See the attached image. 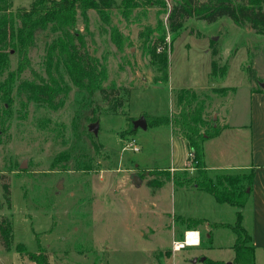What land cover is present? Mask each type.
<instances>
[{
    "label": "rangeland",
    "instance_id": "rangeland-1",
    "mask_svg": "<svg viewBox=\"0 0 264 264\" xmlns=\"http://www.w3.org/2000/svg\"><path fill=\"white\" fill-rule=\"evenodd\" d=\"M32 1L13 0V10ZM114 1L102 11L104 16L93 9L79 12L77 28L91 52L106 63V85L130 90L115 111L108 110L116 101L112 94L88 95L63 69L69 93L57 108L20 97L15 88L13 101L7 103L0 92V221L5 216L12 220L15 244L7 251L0 242V264H39L44 257L49 264H192L198 256L235 257L230 228L216 229L214 243L203 231L199 246L173 251V241L183 235L177 221L181 213L188 214L195 205L210 218L234 223L238 209L225 204L216 211L211 201L193 205V187L149 184L164 180L156 176L158 170L182 164L186 142L167 125L128 129L141 117L176 114L183 89L209 93L211 120L222 126L225 116L231 127L208 145L216 150L232 147L245 160L246 153L250 155L244 127L249 122L250 86L264 84V35L227 16L213 22L189 18L171 32L168 12L181 0ZM56 36L42 34L30 53L32 68L44 77L48 45ZM165 54L167 74L160 60ZM18 58L12 52L1 81L16 72ZM214 61L219 65L216 74ZM22 77L32 78L31 71ZM214 87L231 90L216 94ZM95 122L97 135L89 129ZM132 140L139 151L129 149ZM250 223L247 218L244 226ZM20 243L39 260L18 252ZM258 261L264 264L261 249Z\"/></svg>",
    "mask_w": 264,
    "mask_h": 264
},
{
    "label": "trees",
    "instance_id": "trees-1",
    "mask_svg": "<svg viewBox=\"0 0 264 264\" xmlns=\"http://www.w3.org/2000/svg\"><path fill=\"white\" fill-rule=\"evenodd\" d=\"M12 1L0 0V77L9 69L12 52L19 57L16 72H9L4 81L0 80V92L5 102L13 101L15 88L17 95L35 103L54 108L61 106L69 93L62 69L71 82L88 95L93 97L98 93L103 98H108L112 94L116 101L109 111H115V107L127 101L129 88H118L115 83L106 85L109 80L106 63L91 52L86 37L77 28L79 12L86 14L93 9L104 16L102 11L111 8L115 4L114 0H33L29 7L16 10H13ZM222 16L229 17L238 26H247L257 34L264 35V0H181L168 12L167 22L169 30L176 32L189 18L213 22ZM48 31L57 36L48 45L47 77H44L32 68L30 53L37 46L38 38ZM160 60L163 71L167 74L166 54ZM28 70L31 71L32 78L23 79V74ZM218 70L219 65L214 61L213 74ZM230 90L213 88L212 91L224 94ZM211 98L209 93L198 94L193 89H183L177 96L176 114L171 117H146L148 126H171L173 132L187 142L189 152H193L195 156L193 172L186 169L176 173L158 170L156 176L164 177V180H153L149 184L160 188L166 182H172L178 187H196L212 195L218 203L237 208V221L232 227L236 234L234 263L256 264L253 237L242 224V209L249 199L250 193L247 190L253 186L255 171L250 169L244 173L220 172L215 175L208 171L204 160V143L207 139L218 136L223 129L211 120L208 104ZM94 117L97 120L98 115L95 114ZM128 131H134L133 123ZM8 188L5 187V199L10 208ZM177 221L184 228L180 240L184 239L186 231L196 230L205 223L204 219L184 216H178ZM0 242L7 251L15 246L13 222L6 216L0 221ZM16 249L21 254L39 260V256L29 252L22 243L16 245ZM47 259L44 257L43 261L39 260V264H49ZM204 263L225 264L209 258H205Z\"/></svg>",
    "mask_w": 264,
    "mask_h": 264
},
{
    "label": "crops",
    "instance_id": "crops-1",
    "mask_svg": "<svg viewBox=\"0 0 264 264\" xmlns=\"http://www.w3.org/2000/svg\"><path fill=\"white\" fill-rule=\"evenodd\" d=\"M222 88H229V87H222ZM249 102H250L249 122L248 125L244 127L246 130V136L248 140V150L250 151V155L246 153L245 160H242L243 155L241 153L234 154L232 147L224 146V148H220L216 150L212 146L208 145L210 144V142H215V140H219L220 138H222V136H224V134L228 133L229 130L228 128H230L231 126L227 124V117L224 116L223 119L224 124L221 126L223 128L221 133L216 137L207 139L204 143V160L206 167L211 175H215L216 173H220V172L244 173V172H248L250 169H254L255 176H254L253 186L250 189L249 192L250 196L247 201V204L242 210V224L244 226L246 219L250 218L251 221L250 226L248 228H246L245 226L244 227L251 233L253 237V243L255 246V259H256V264H258L259 249L263 250L264 252V84L261 86L259 85L250 86ZM226 138L227 137H225L224 140ZM186 148H187V153L185 154L184 161L178 167L172 166L169 169L171 172L185 170V166L187 165V159L189 154L187 142H186ZM190 192L193 194L190 197V200L193 203V205L197 204L199 206L200 204L203 203V201L204 203L211 201L210 205L212 209H215L216 211H220L219 208H222L217 206L225 205L218 203L212 195L203 192L197 189L196 187H193V190ZM201 192H203L206 195H202ZM237 211L238 210L235 211V214L234 211H232L234 216H236L235 222L237 221ZM180 215L187 218L204 219L205 223L203 225H205V228H203V225H200L196 229V231H199L201 236V241H202L203 231L206 232L205 234L208 235L207 237L210 241H212V243H214L215 241L214 231L216 229H221V228L232 229L233 225L235 224V222L234 223L222 222L214 218H210L213 216L206 214V212L201 213L196 211L195 205L193 206V210H191V212H188V214L181 213ZM219 224H226L228 226H218ZM261 233H263V236H261ZM234 237H235L234 243L232 245L233 250L236 242V234ZM205 258H209V257H205ZM234 258L232 260H223L216 257L209 259L215 261H222L225 264H235ZM197 259L198 261L196 263L192 262V264H198L199 262H201L200 256H198Z\"/></svg>",
    "mask_w": 264,
    "mask_h": 264
},
{
    "label": "built area",
    "instance_id": "built-area-1",
    "mask_svg": "<svg viewBox=\"0 0 264 264\" xmlns=\"http://www.w3.org/2000/svg\"><path fill=\"white\" fill-rule=\"evenodd\" d=\"M129 149H132L134 151H139L138 146L136 145L135 140H132L129 144ZM195 156L193 152H189L188 159H187V165L186 170L194 171L195 169ZM201 244V236L199 231L196 230H189L186 231L184 234L183 240H175L173 241L172 249L175 252L181 251L187 247H196Z\"/></svg>",
    "mask_w": 264,
    "mask_h": 264
},
{
    "label": "water",
    "instance_id": "water-1",
    "mask_svg": "<svg viewBox=\"0 0 264 264\" xmlns=\"http://www.w3.org/2000/svg\"><path fill=\"white\" fill-rule=\"evenodd\" d=\"M133 125H134V128L135 129H137V128H144V129H146L148 127V123H147V120H146L145 117H141V118L135 120L133 122ZM89 129H90L91 132H93L95 135H97L98 134V131H99V122H95V123L91 124L90 127H89ZM22 167H24V163H23ZM134 179L137 181L138 184L141 183L140 177H135ZM63 188H64V185H63V180H62L58 184V190L60 191ZM247 192H250V189H248ZM200 260H201V262H204L205 261V258H201ZM197 261H198V259L196 258L192 262L193 263H196Z\"/></svg>",
    "mask_w": 264,
    "mask_h": 264
}]
</instances>
